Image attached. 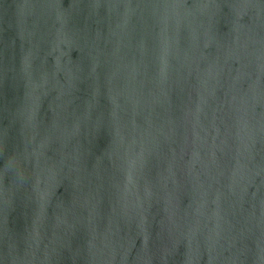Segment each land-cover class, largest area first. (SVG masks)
Wrapping results in <instances>:
<instances>
[{
	"label": "water",
	"instance_id": "obj_1",
	"mask_svg": "<svg viewBox=\"0 0 264 264\" xmlns=\"http://www.w3.org/2000/svg\"><path fill=\"white\" fill-rule=\"evenodd\" d=\"M0 264H264V0H0Z\"/></svg>",
	"mask_w": 264,
	"mask_h": 264
}]
</instances>
